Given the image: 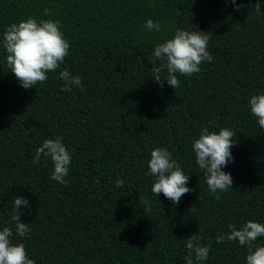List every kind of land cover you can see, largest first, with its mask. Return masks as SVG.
<instances>
[{"label":"trees","instance_id":"trees-1","mask_svg":"<svg viewBox=\"0 0 264 264\" xmlns=\"http://www.w3.org/2000/svg\"><path fill=\"white\" fill-rule=\"evenodd\" d=\"M243 3L236 11L231 0H0V230L12 228L35 264H186V239L198 233L211 245L204 264H246L238 241L216 242L229 224L264 223V129L248 103L264 94V14L252 9L256 0ZM28 17L59 21L70 48L45 83L25 89L7 65L3 35ZM148 19L161 31L148 32ZM177 29L209 32L213 60L177 74L173 89L153 79L161 63L153 52ZM64 69L80 76L83 93L61 91ZM205 127L235 133L233 161L222 169L233 184L223 193L210 192L192 149ZM57 137L72 157L67 185L50 178V158L32 163ZM155 148L189 175L192 191L178 205L151 191ZM16 196L29 201L20 213L26 237L15 233Z\"/></svg>","mask_w":264,"mask_h":264},{"label":"clouds","instance_id":"clouds-1","mask_svg":"<svg viewBox=\"0 0 264 264\" xmlns=\"http://www.w3.org/2000/svg\"><path fill=\"white\" fill-rule=\"evenodd\" d=\"M236 11L244 8L243 0H231ZM257 15L264 14L260 11L259 0L252 5ZM44 15H51L48 8L43 10ZM146 30L152 32L161 31L160 22L152 19L146 21ZM211 36L209 32L187 31L177 29L173 38L167 39L154 48L153 57L161 61L158 67L153 68V79L163 86V82L173 89L180 86V76H192L201 71L204 62H211L212 55L208 51V43ZM3 48L6 50V62L10 72L15 75L20 85L25 89L33 88L38 83L42 84L48 80V73L55 72L64 62L69 54L70 44L64 38L59 27V21L39 20L28 17L18 23L9 25L3 35ZM166 70L167 76L161 78V72ZM59 79L65 81L61 91H71L75 86L83 93L84 86L79 75L73 77L64 69L59 73ZM251 114L258 119L261 129H264V94L252 95L249 99ZM235 133L229 128H222L217 133L209 131L207 127L201 129L199 138L192 144L195 153L196 163L204 173V179L212 194L226 192L232 188L233 179L230 173L222 169L229 162L233 161L231 148ZM42 155L50 158L54 166L51 179L59 184L67 185L65 179L69 174L71 155L62 143L60 137L46 139L36 149L33 165H38ZM151 158L148 161L149 174L154 178L151 191L157 197L163 194L165 198L178 205L181 197L192 191L187 187L189 175H186L180 164L172 158L171 153L165 148H155L151 151ZM117 188L124 187V181L117 178ZM219 198V197H217ZM146 206L151 203L149 200L142 201ZM27 207L29 201L25 197L16 196L12 220L15 221V233L20 237H26L31 228L28 223L21 222V206ZM195 210V205L191 211ZM230 231L227 234L221 233L216 237L217 243L225 239L239 243L246 247V264H264V245H257L256 241L264 237V223L247 221L237 229L229 224ZM13 230L4 227L0 230V264H35L33 259L28 257L25 245L13 243ZM202 235L193 234L186 239L185 248L187 256L186 264H204L208 259L210 244H201Z\"/></svg>","mask_w":264,"mask_h":264}]
</instances>
